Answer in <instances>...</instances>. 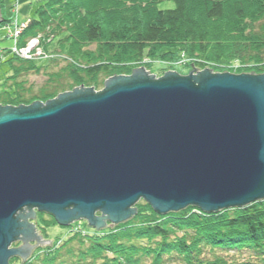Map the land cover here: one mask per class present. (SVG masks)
<instances>
[{
    "label": "water",
    "instance_id": "95a60500",
    "mask_svg": "<svg viewBox=\"0 0 264 264\" xmlns=\"http://www.w3.org/2000/svg\"><path fill=\"white\" fill-rule=\"evenodd\" d=\"M193 70L154 79L140 67L99 91L0 105V264L51 245L28 223L33 209L97 231L141 198L161 214L264 198V73Z\"/></svg>",
    "mask_w": 264,
    "mask_h": 264
},
{
    "label": "trees",
    "instance_id": "16d2710c",
    "mask_svg": "<svg viewBox=\"0 0 264 264\" xmlns=\"http://www.w3.org/2000/svg\"><path fill=\"white\" fill-rule=\"evenodd\" d=\"M164 1L174 6L159 8ZM34 13L16 45L37 37L47 59L10 54L5 61L14 73L1 86L0 105L45 103L77 86L97 89L142 66L144 57L175 61L182 52L199 69L208 63L222 71L236 61L240 73H264V0H42ZM58 62L61 72L25 97L30 91L17 76ZM136 205L130 219L111 229L73 230L9 264H264V198L210 212L190 205L161 214L142 198ZM40 215L46 237L58 224Z\"/></svg>",
    "mask_w": 264,
    "mask_h": 264
},
{
    "label": "rangeland",
    "instance_id": "374dc122",
    "mask_svg": "<svg viewBox=\"0 0 264 264\" xmlns=\"http://www.w3.org/2000/svg\"><path fill=\"white\" fill-rule=\"evenodd\" d=\"M42 3V0H0V12L2 15V18L5 19L7 22H14L15 24H20L23 21L32 18L35 13L34 11L37 9V7ZM174 5L171 1H164L158 5L159 8L161 9H166V8H172ZM26 23V22H24ZM3 26V24H2ZM25 26V25H24ZM24 29V27H23ZM22 29V30H23ZM7 31H1L0 32V89L3 84V82L10 77L14 72L12 69L11 64L8 61H5L7 57L11 54L12 56L17 57L20 60H32L34 57H31V55L36 54L38 55V59L36 60H43L47 59V53L44 52L45 49H43L40 40L38 39V42L35 43L34 41H27L24 46H28L27 50H24L22 53L17 54L13 52L11 49H13V40L10 39L8 36H6ZM25 47V48H26ZM46 51V50H45ZM181 57L178 60L171 61L167 59H162V58H148L144 57L142 60V66H138L137 68L142 67L144 71H148L147 75H154V79H157L159 77H162L166 71H175L179 75H188L189 71H191L193 68H197L198 70H193L191 73L195 74L196 71H202L204 68L211 69L212 73H222L224 71L231 73V74H241L238 72V69L240 68V64L236 61L231 62L230 64L227 65V67L222 70V71H216L210 67H212L210 64H205L203 69H199L197 66H194V59L193 58H187L185 54L182 52L180 53ZM183 55V56H182ZM188 61L192 63V66L189 65ZM64 66L63 62H58L56 64H49V66L42 68L39 72H28V73H23L17 76L16 81L21 82L24 85L25 89H29L30 92H25V97H29L30 94H36L41 88H43L48 80V77L51 73H58L61 72V67ZM146 66V67H145ZM136 69V68H134ZM132 73V71H131ZM128 74L129 76L131 75ZM249 73V72H247ZM254 73V72H253ZM123 75V74H122ZM118 76V75H115ZM125 76V75H124ZM106 80V79H105ZM104 80V81H105ZM79 87V86H77ZM84 88H87L85 86H82ZM104 88V83L101 84L100 87L97 89L93 87L94 91H99ZM66 91H72L71 90H65ZM62 93V92H60ZM56 97V96H55ZM54 97V98H55ZM52 98V99H54ZM137 202L132 206L137 209ZM35 211V219L32 217H27L28 223H31L34 225L35 229V234L41 235L42 240L43 239H49L51 241V244L53 241L56 242H62L64 239L69 237L70 234H72V231L78 230L79 232L82 231H88V232H93L95 229L89 227L87 225V221L85 222L84 219H78V220H73L71 223L67 225H57L53 226L50 228H47L45 230L46 237L43 235L44 233L42 232L41 229V224H40V212L33 209ZM136 213V212H135ZM102 213L99 211L94 213V216H101ZM45 218H49L46 215H44ZM130 219V218H129ZM128 220V219H127ZM126 221V220H125ZM121 221V222H125ZM119 222V223H121ZM105 226H102L101 229L97 231H106L108 229L113 228L117 224H114L113 221L110 219H104ZM111 224H113L111 226ZM43 233V234H42ZM44 237V238H43ZM55 242V243H56ZM28 244L34 245L36 243L35 239H29L27 241ZM22 244V241H18L16 243L11 244V248H16ZM50 246V244L44 243L43 247L42 244H37L29 254V256L26 257L25 260L30 258L33 253L35 252L34 250L39 248V249H44L45 247ZM16 258L17 260L21 261V258L18 256L12 257ZM24 260V261H25Z\"/></svg>",
    "mask_w": 264,
    "mask_h": 264
},
{
    "label": "built area",
    "instance_id": "2783aa9c",
    "mask_svg": "<svg viewBox=\"0 0 264 264\" xmlns=\"http://www.w3.org/2000/svg\"><path fill=\"white\" fill-rule=\"evenodd\" d=\"M23 25H17L15 24L14 27H8V26H3V28L1 27L0 28V31H7L8 33L12 34V37L14 39L18 38L22 29H23ZM29 41H34L35 43L38 42V38L37 37H34V38H31L29 39ZM26 46L24 47H21V48H16L15 44L14 46L12 47L13 49H11L13 52L17 53V54H20L22 53L24 50H27L28 49V46L25 48ZM12 54V52H10Z\"/></svg>",
    "mask_w": 264,
    "mask_h": 264
},
{
    "label": "bare ground",
    "instance_id": "6f19581e",
    "mask_svg": "<svg viewBox=\"0 0 264 264\" xmlns=\"http://www.w3.org/2000/svg\"><path fill=\"white\" fill-rule=\"evenodd\" d=\"M1 13V12H0ZM1 18H2V16H1ZM3 19V18H2ZM21 25H25L24 26V28L26 27V23H21ZM3 26L5 27V26H8V27H14L15 26V23L14 22H5L4 24H3ZM3 26L2 25H0V28L2 27L3 28ZM1 32V31H0ZM6 36H8L10 39H12L13 40V46H14V44H15V46H16V48H21V47H17V45L16 44H18V39L16 38V39H14L13 37H12V34H10V33H6ZM22 47H24V46H22ZM10 56V55H9ZM31 57H34L32 60H36V59H38V55H36V54H33V55H31ZM8 58V57H7ZM23 106H28V105H23ZM13 107H17V106H13ZM87 220L85 219V222H86ZM88 222V221H87ZM87 225L89 226V227H91V228H93V229H95L93 226H91V225H89L88 223H87ZM88 231H85V233H87ZM36 250V249H35ZM34 250V251H35Z\"/></svg>",
    "mask_w": 264,
    "mask_h": 264
},
{
    "label": "crops",
    "instance_id": "0c3cea01",
    "mask_svg": "<svg viewBox=\"0 0 264 264\" xmlns=\"http://www.w3.org/2000/svg\"><path fill=\"white\" fill-rule=\"evenodd\" d=\"M1 16H2V15H1ZM28 21H29V19H27V20L23 21L22 23H24V22H26V23H27Z\"/></svg>",
    "mask_w": 264,
    "mask_h": 264
},
{
    "label": "flooded vegetation",
    "instance_id": "af4514ba",
    "mask_svg": "<svg viewBox=\"0 0 264 264\" xmlns=\"http://www.w3.org/2000/svg\"><path fill=\"white\" fill-rule=\"evenodd\" d=\"M20 237H22V236H20ZM16 242H18V240H17V241H15L14 243H16Z\"/></svg>",
    "mask_w": 264,
    "mask_h": 264
}]
</instances>
